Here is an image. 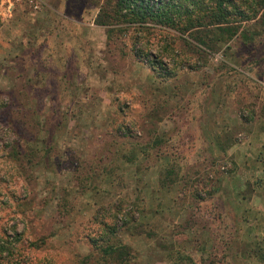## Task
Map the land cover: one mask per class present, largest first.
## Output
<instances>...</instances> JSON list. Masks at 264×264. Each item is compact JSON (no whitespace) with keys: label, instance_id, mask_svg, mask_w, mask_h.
<instances>
[{"label":"rangeland","instance_id":"374dc122","mask_svg":"<svg viewBox=\"0 0 264 264\" xmlns=\"http://www.w3.org/2000/svg\"><path fill=\"white\" fill-rule=\"evenodd\" d=\"M38 1L0 15V264H264V10L192 38Z\"/></svg>","mask_w":264,"mask_h":264},{"label":"trees","instance_id":"16d2710c","mask_svg":"<svg viewBox=\"0 0 264 264\" xmlns=\"http://www.w3.org/2000/svg\"><path fill=\"white\" fill-rule=\"evenodd\" d=\"M263 10L264 0H104V8L98 9L93 23L107 33L156 27L193 38L212 29L235 34L232 24L253 21ZM197 41L203 42L200 38Z\"/></svg>","mask_w":264,"mask_h":264},{"label":"crops","instance_id":"0c3cea01","mask_svg":"<svg viewBox=\"0 0 264 264\" xmlns=\"http://www.w3.org/2000/svg\"><path fill=\"white\" fill-rule=\"evenodd\" d=\"M35 2H39L38 0H35ZM17 4H22V5H25L27 7V9H31V7L29 6L27 0H0V15L1 16H7L8 18H11L12 19V14H13V11L15 9V6ZM38 7H39V4L37 3ZM2 7H5V10L2 12ZM31 15H34L37 11L36 9L33 10H29ZM260 174H264V167H261L260 170H259ZM264 203V202H263ZM261 209L264 210V206L262 205L260 207Z\"/></svg>","mask_w":264,"mask_h":264},{"label":"built area","instance_id":"2783aa9c","mask_svg":"<svg viewBox=\"0 0 264 264\" xmlns=\"http://www.w3.org/2000/svg\"><path fill=\"white\" fill-rule=\"evenodd\" d=\"M8 1V0H7ZM29 6L31 7V9L35 10L37 9V2H35V0H27Z\"/></svg>","mask_w":264,"mask_h":264}]
</instances>
